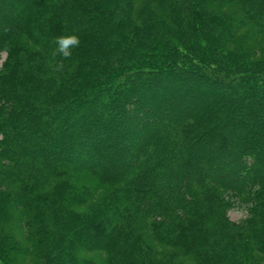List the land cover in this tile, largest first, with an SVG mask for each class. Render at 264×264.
<instances>
[{
	"label": "trees",
	"instance_id": "16d2710c",
	"mask_svg": "<svg viewBox=\"0 0 264 264\" xmlns=\"http://www.w3.org/2000/svg\"><path fill=\"white\" fill-rule=\"evenodd\" d=\"M247 27L264 32V0H0V264L28 248L264 264V52L234 43Z\"/></svg>",
	"mask_w": 264,
	"mask_h": 264
},
{
	"label": "rangeland",
	"instance_id": "374dc122",
	"mask_svg": "<svg viewBox=\"0 0 264 264\" xmlns=\"http://www.w3.org/2000/svg\"><path fill=\"white\" fill-rule=\"evenodd\" d=\"M227 10L231 8H226ZM253 33V36L250 34ZM235 36V42L236 44H244L242 46L249 45L252 51L254 53H263L264 52V32L259 31L256 27H247L242 28L239 30ZM246 34H249V39L245 41L244 43V37ZM4 58V55L2 56ZM73 182L76 184H87L89 186H94L95 181L94 179L87 174L78 175L74 174L72 175V178H70ZM17 187L14 185L11 187L12 190H15ZM86 209V207H83L81 210ZM229 218L234 222H239L243 220L247 216V211L242 207H234L232 208L228 213ZM18 223L12 225V232L15 238L19 239L21 242L25 241L23 237L20 236V229L17 226ZM137 225L138 222L135 221L134 223H131L132 225ZM79 256L84 259H91V260H100L104 258V255L102 253H93V254H83L80 253ZM44 257H42V251L39 249H26V251L18 252L14 255L13 264H44Z\"/></svg>",
	"mask_w": 264,
	"mask_h": 264
},
{
	"label": "clouds",
	"instance_id": "9594fccd",
	"mask_svg": "<svg viewBox=\"0 0 264 264\" xmlns=\"http://www.w3.org/2000/svg\"><path fill=\"white\" fill-rule=\"evenodd\" d=\"M53 42L55 44L53 55H59L64 58H68L72 56L73 49L79 46L80 38L73 32L70 34L58 35L54 37ZM63 67V63H58L55 65L57 71L61 70Z\"/></svg>",
	"mask_w": 264,
	"mask_h": 264
}]
</instances>
